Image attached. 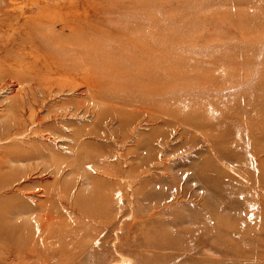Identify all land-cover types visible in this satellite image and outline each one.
<instances>
[{
  "label": "rangeland",
  "instance_id": "rangeland-1",
  "mask_svg": "<svg viewBox=\"0 0 264 264\" xmlns=\"http://www.w3.org/2000/svg\"><path fill=\"white\" fill-rule=\"evenodd\" d=\"M0 264H264V0H0Z\"/></svg>",
  "mask_w": 264,
  "mask_h": 264
},
{
  "label": "bare ground",
  "instance_id": "bare-ground-1",
  "mask_svg": "<svg viewBox=\"0 0 264 264\" xmlns=\"http://www.w3.org/2000/svg\"><path fill=\"white\" fill-rule=\"evenodd\" d=\"M27 241H29V240H27ZM30 242V241H29ZM39 242V239L37 238L36 240H34L33 241V243H32V247H34L35 245L34 244H36V243H38ZM27 245V242H24V245ZM38 245V244H37Z\"/></svg>",
  "mask_w": 264,
  "mask_h": 264
}]
</instances>
